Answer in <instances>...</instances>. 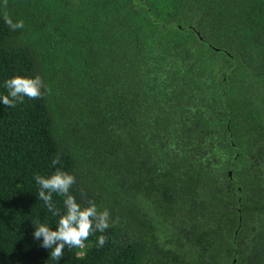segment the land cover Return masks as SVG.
I'll return each instance as SVG.
<instances>
[{
    "label": "trees",
    "instance_id": "1",
    "mask_svg": "<svg viewBox=\"0 0 264 264\" xmlns=\"http://www.w3.org/2000/svg\"><path fill=\"white\" fill-rule=\"evenodd\" d=\"M17 74L47 91L0 100V264H264V0H0ZM57 167L111 219L53 260Z\"/></svg>",
    "mask_w": 264,
    "mask_h": 264
},
{
    "label": "clouds",
    "instance_id": "2",
    "mask_svg": "<svg viewBox=\"0 0 264 264\" xmlns=\"http://www.w3.org/2000/svg\"><path fill=\"white\" fill-rule=\"evenodd\" d=\"M4 20L11 30L24 27L22 20L13 22L7 14L4 16ZM4 86L7 89V95L0 97V100L6 107H15L25 98L40 99L43 97L44 91H47V86L39 75L29 77L17 74L7 79ZM58 164H60L59 155L52 160L53 166ZM34 179L39 186L37 198L43 201L54 217H58L55 230L47 223L38 222L33 233L35 239L42 238L41 247L51 249L50 256L53 260H60L63 257L65 247L69 249L85 248V242L94 232L104 233L110 227L109 210H98L94 201L81 205L71 194L70 190L76 183L74 175L57 167L52 174L48 176L37 174ZM53 194L64 198L63 211L55 206ZM97 240L102 247L106 243L107 237L100 235Z\"/></svg>",
    "mask_w": 264,
    "mask_h": 264
},
{
    "label": "flooded vegetation",
    "instance_id": "3",
    "mask_svg": "<svg viewBox=\"0 0 264 264\" xmlns=\"http://www.w3.org/2000/svg\"><path fill=\"white\" fill-rule=\"evenodd\" d=\"M247 213H248V211H245V216H247V215H248Z\"/></svg>",
    "mask_w": 264,
    "mask_h": 264
}]
</instances>
